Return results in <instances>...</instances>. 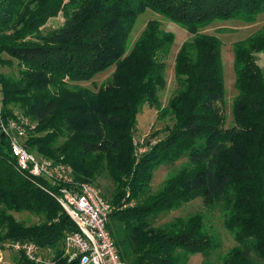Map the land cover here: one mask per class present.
<instances>
[{
    "label": "trees",
    "instance_id": "obj_1",
    "mask_svg": "<svg viewBox=\"0 0 264 264\" xmlns=\"http://www.w3.org/2000/svg\"><path fill=\"white\" fill-rule=\"evenodd\" d=\"M146 8L191 34L174 56L177 89L163 107L162 58L173 33L150 20L125 53ZM261 11L264 0H0V64L16 61L18 74L0 73V122L7 125L14 116L8 107H18L31 123L23 137L30 151L69 166L75 182L110 177L106 229L122 261L185 264L191 253L207 257L218 243L201 214L154 223L160 213L200 198L221 208L237 242L222 264H264V65L257 63L264 28L232 44L237 92L229 126L222 41L198 31L215 20L251 22ZM58 14L62 23L43 33ZM111 67L96 89L79 85ZM145 103L172 124L137 157L133 138ZM180 158L185 164L151 191L154 170ZM57 188L17 166L0 126V245L31 241L47 260L36 263L15 250V264H76L63 254L64 234L76 225L57 202ZM21 211L37 222L17 220L12 212Z\"/></svg>",
    "mask_w": 264,
    "mask_h": 264
},
{
    "label": "rangeland",
    "instance_id": "obj_2",
    "mask_svg": "<svg viewBox=\"0 0 264 264\" xmlns=\"http://www.w3.org/2000/svg\"><path fill=\"white\" fill-rule=\"evenodd\" d=\"M150 20H156L160 23V27L165 31H170L174 35V40L171 44L169 52L162 58L165 64L164 69V80L165 85L158 91V99L160 105L165 106L168 98L177 89V81L174 75V56L180 47L181 43L190 38L191 34L182 25L170 20L157 13L156 11L146 8L143 13H141L135 20L126 41L125 53L129 51L132 44L145 27L146 23ZM63 21L61 14L56 17H51L47 20L41 31L44 33L48 30L58 27ZM264 28V11L257 14L256 19L251 22H246L240 19L231 18L225 20H215L212 23L199 27V32L214 34L218 36L222 41L221 46V65L223 73V83H224V104L223 112L225 114V124L229 126L233 123L232 114V100L237 92L234 82L235 74L233 71V42L243 39L251 33L258 29ZM2 56H7L2 54ZM10 65L0 64V73L12 75L17 77L16 72L17 66L16 61H12ZM257 63L260 66L264 65V55H257ZM113 68H109L103 72L95 75L92 81L80 82L79 85L82 87H87L89 89H96L97 86L106 80V78L112 73ZM12 113L15 116L9 118H15L19 123L26 122V125H30L29 121L21 116V112L18 107H11ZM10 109V110H11ZM159 111L148 104H143L139 113L137 114L136 130L134 133V139L136 142V153L137 157L139 154L148 150V148L159 138L163 136L166 126H171L172 120L169 115L158 116ZM17 118V119H16ZM33 124V123H32ZM15 134V133H14ZM21 142V140H19ZM33 153L37 154L36 151ZM140 156V155H139ZM185 164V158H180L171 163H165L158 166L154 172L150 182V190L155 191L161 188L163 180L171 176L177 169ZM66 174L73 179L71 174V169L69 166L64 165ZM87 182V181H83ZM93 184L99 193L103 195L105 200L110 199L109 192L113 189V184L110 177L106 173L99 175L93 182ZM131 205V203L129 204ZM199 213L203 216V223L205 230L212 235L218 243V247L214 249L207 257L203 256L199 252L191 253L185 264H222V255L233 246L237 245L236 240L233 238V234L229 232L223 225V213L219 206H204L200 198L193 199L187 203H183L180 206L170 210L160 213L155 219V224H162L163 222L169 221L177 216L185 217L188 214ZM13 216L28 225L30 223H36L37 217L31 215L26 211L12 212ZM15 250L4 243L0 245V264H15L13 256L15 255Z\"/></svg>",
    "mask_w": 264,
    "mask_h": 264
},
{
    "label": "built area",
    "instance_id": "obj_3",
    "mask_svg": "<svg viewBox=\"0 0 264 264\" xmlns=\"http://www.w3.org/2000/svg\"><path fill=\"white\" fill-rule=\"evenodd\" d=\"M7 123L0 122V126L9 137L10 152L17 166L55 184L58 187L54 194L57 202L76 225V230L66 232L63 237V254L67 260L76 264H130L119 258L106 229L112 207L97 188L90 182H75L66 174L64 164L30 151L23 143L29 126L26 122L8 118ZM133 142L136 143L134 138ZM11 247L33 262L47 263L38 246L31 241H16Z\"/></svg>",
    "mask_w": 264,
    "mask_h": 264
}]
</instances>
